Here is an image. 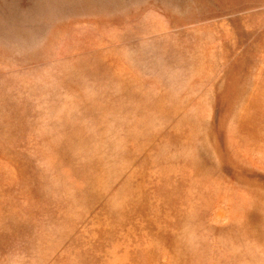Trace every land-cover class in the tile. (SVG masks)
<instances>
[{"label":"rangeland","instance_id":"1","mask_svg":"<svg viewBox=\"0 0 264 264\" xmlns=\"http://www.w3.org/2000/svg\"><path fill=\"white\" fill-rule=\"evenodd\" d=\"M0 264H264V0H0Z\"/></svg>","mask_w":264,"mask_h":264}]
</instances>
